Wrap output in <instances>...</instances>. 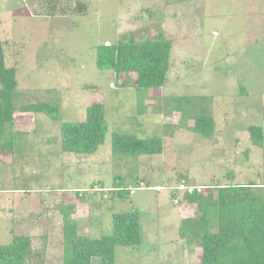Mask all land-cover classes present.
I'll use <instances>...</instances> for the list:
<instances>
[{
    "label": "rangeland",
    "instance_id": "374dc122",
    "mask_svg": "<svg viewBox=\"0 0 264 264\" xmlns=\"http://www.w3.org/2000/svg\"><path fill=\"white\" fill-rule=\"evenodd\" d=\"M161 30L173 43L163 88L122 87L136 75L97 67L99 45ZM0 40L19 82L0 153V245L27 235L31 264L63 262L68 207L89 238L109 234L114 213L143 211L142 246L118 247L116 264H200L199 212L185 200L195 192L178 188L264 187V147L248 132L264 128V0H0ZM43 102L60 104L59 122L19 111ZM94 102L105 108V144L62 153L60 123L82 122ZM197 110L215 119L211 138L191 130ZM115 132L163 138L165 151L114 159ZM116 175L134 189L128 198L114 199Z\"/></svg>",
    "mask_w": 264,
    "mask_h": 264
},
{
    "label": "trees",
    "instance_id": "16d2710c",
    "mask_svg": "<svg viewBox=\"0 0 264 264\" xmlns=\"http://www.w3.org/2000/svg\"><path fill=\"white\" fill-rule=\"evenodd\" d=\"M123 37L118 43L97 47V67L112 70L117 75H136L135 85L126 81L122 87L137 90L163 88L169 81L172 40L166 38L162 30L156 37L146 35L138 41L131 32ZM17 76L18 70L5 63L4 46L0 40V153L7 147L4 136L7 137L8 128L14 123V99L19 86ZM19 111L42 113L55 122L60 121L59 103L26 104ZM193 114L195 124L191 130L204 138H211L215 133L213 116L202 110ZM59 127L62 153L93 155L105 144L108 132L104 105L94 102L87 107L82 122H62ZM248 132L251 144L263 148L264 128L252 125ZM111 146L114 159L162 155L165 151L163 138H140L116 132L112 135ZM122 182V176H114V199L128 198L134 192L132 188L123 187ZM257 186L254 183L247 186L231 184L219 187L216 195L209 188L204 193L185 196V200L196 205L199 212L198 230L202 229L200 264H264V187ZM71 209L68 207L63 214L65 251L61 264H92L94 258H99L100 264H116L118 247L142 246L143 211L139 208L114 213L111 232L100 238L80 236L77 227L68 220ZM212 220L217 223L215 232L209 230ZM31 241L27 235H19L14 236L8 245H0V264H31Z\"/></svg>",
    "mask_w": 264,
    "mask_h": 264
},
{
    "label": "built area",
    "instance_id": "2783aa9c",
    "mask_svg": "<svg viewBox=\"0 0 264 264\" xmlns=\"http://www.w3.org/2000/svg\"><path fill=\"white\" fill-rule=\"evenodd\" d=\"M202 189H204V188H198V187H187V186H185V185H181L179 188H178V190L179 191H188L189 193H191V192H195V193H201L202 192ZM207 189V188H206ZM174 203L175 204H179V200L178 199H175L174 200Z\"/></svg>",
    "mask_w": 264,
    "mask_h": 264
},
{
    "label": "crops",
    "instance_id": "0c3cea01",
    "mask_svg": "<svg viewBox=\"0 0 264 264\" xmlns=\"http://www.w3.org/2000/svg\"><path fill=\"white\" fill-rule=\"evenodd\" d=\"M255 184V183H254ZM174 187V186H173ZM161 187H154L155 190H158L160 189ZM174 189V188H173Z\"/></svg>",
    "mask_w": 264,
    "mask_h": 264
}]
</instances>
